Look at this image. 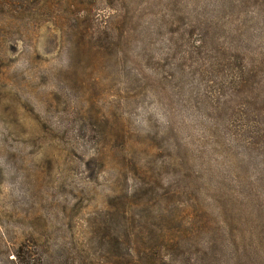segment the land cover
<instances>
[{"label": "rangeland", "instance_id": "obj_1", "mask_svg": "<svg viewBox=\"0 0 264 264\" xmlns=\"http://www.w3.org/2000/svg\"><path fill=\"white\" fill-rule=\"evenodd\" d=\"M52 2L0 67V264H264V0Z\"/></svg>", "mask_w": 264, "mask_h": 264}, {"label": "trees", "instance_id": "obj_2", "mask_svg": "<svg viewBox=\"0 0 264 264\" xmlns=\"http://www.w3.org/2000/svg\"><path fill=\"white\" fill-rule=\"evenodd\" d=\"M56 5L52 0H0V67L8 64L10 57L7 54L9 52H16L19 57H24V50L19 49L20 42H24L42 21L47 20L38 17L45 10L51 13V15L47 14L48 20H52L51 16L59 18V21L66 20L63 15L52 13ZM68 11L72 14L71 10ZM79 12V10L73 11L74 14L76 13V19L80 21L81 16L77 14ZM249 134L247 135L250 139L256 140L260 137V131Z\"/></svg>", "mask_w": 264, "mask_h": 264}]
</instances>
